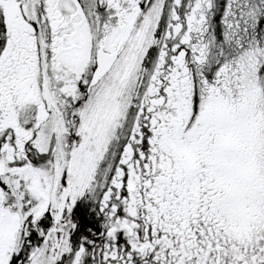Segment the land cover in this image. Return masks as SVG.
I'll list each match as a JSON object with an SVG mask.
<instances>
[{
  "label": "snow or ice",
  "instance_id": "6c2138e0",
  "mask_svg": "<svg viewBox=\"0 0 264 264\" xmlns=\"http://www.w3.org/2000/svg\"><path fill=\"white\" fill-rule=\"evenodd\" d=\"M0 264H264V0H0Z\"/></svg>",
  "mask_w": 264,
  "mask_h": 264
}]
</instances>
